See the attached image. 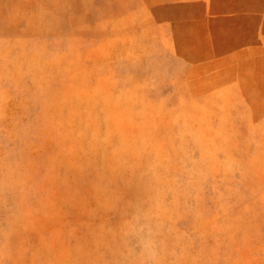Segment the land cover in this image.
Listing matches in <instances>:
<instances>
[{
    "label": "rangeland",
    "instance_id": "rangeland-1",
    "mask_svg": "<svg viewBox=\"0 0 264 264\" xmlns=\"http://www.w3.org/2000/svg\"><path fill=\"white\" fill-rule=\"evenodd\" d=\"M0 264H264V0H0Z\"/></svg>",
    "mask_w": 264,
    "mask_h": 264
}]
</instances>
